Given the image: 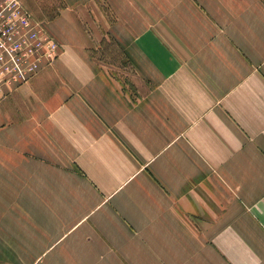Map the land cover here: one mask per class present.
Returning a JSON list of instances; mask_svg holds the SVG:
<instances>
[{
  "label": "crops",
  "instance_id": "1",
  "mask_svg": "<svg viewBox=\"0 0 264 264\" xmlns=\"http://www.w3.org/2000/svg\"><path fill=\"white\" fill-rule=\"evenodd\" d=\"M20 2L59 49L0 102V264H264V0Z\"/></svg>",
  "mask_w": 264,
  "mask_h": 264
},
{
  "label": "built area",
  "instance_id": "2",
  "mask_svg": "<svg viewBox=\"0 0 264 264\" xmlns=\"http://www.w3.org/2000/svg\"><path fill=\"white\" fill-rule=\"evenodd\" d=\"M59 44L32 19L20 0L0 2V102L43 65H51Z\"/></svg>",
  "mask_w": 264,
  "mask_h": 264
},
{
  "label": "rangeland",
  "instance_id": "3",
  "mask_svg": "<svg viewBox=\"0 0 264 264\" xmlns=\"http://www.w3.org/2000/svg\"><path fill=\"white\" fill-rule=\"evenodd\" d=\"M100 50H101V48H98L95 51L96 53L94 54V57H95L94 59L95 60H106V62H108L110 64H114V65H111L110 68H112L113 70H115V72H118V75H119V77L121 79L126 78V79H128V82H131V74H130L131 71H129V69H128L129 67L126 66V68H124V67L121 66V65L127 64L128 62L125 61V59H124V61H122L121 58H118V60H119V62H118L117 56L119 54L117 53V51H115V55L114 56L112 55V56H108V57H103L101 55L102 53H101ZM116 53H117V56H116ZM116 68H118V69H116ZM126 88L129 89L127 86H126Z\"/></svg>",
  "mask_w": 264,
  "mask_h": 264
}]
</instances>
